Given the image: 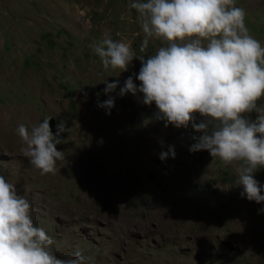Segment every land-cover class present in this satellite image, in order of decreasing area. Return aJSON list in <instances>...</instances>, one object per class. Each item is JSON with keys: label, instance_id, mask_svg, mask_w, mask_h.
I'll use <instances>...</instances> for the list:
<instances>
[{"label": "rangeland", "instance_id": "1", "mask_svg": "<svg viewBox=\"0 0 264 264\" xmlns=\"http://www.w3.org/2000/svg\"><path fill=\"white\" fill-rule=\"evenodd\" d=\"M132 2L0 0V175L30 201L35 225L54 238L60 258L79 251L86 264H264V202L241 196L239 163L190 152L198 135L191 126L165 127L142 94L118 95L139 72L138 59L126 72L105 71L94 53L106 35L138 55L162 46L150 41L140 52L143 32ZM235 3L264 46V0ZM115 80L117 89L105 94V82ZM109 96L110 115L98 106ZM49 116L53 133L65 122L57 145L65 158L55 175L41 176L22 155L16 128ZM170 145L175 157L162 161ZM255 179L264 185V168ZM164 209L175 216L170 220Z\"/></svg>", "mask_w": 264, "mask_h": 264}, {"label": "clouds", "instance_id": "2", "mask_svg": "<svg viewBox=\"0 0 264 264\" xmlns=\"http://www.w3.org/2000/svg\"><path fill=\"white\" fill-rule=\"evenodd\" d=\"M130 8L141 20L140 52L150 41H161L162 46L154 54L138 55L130 43L111 35L92 46L105 71L126 72L134 58L140 61L139 72L127 77L118 95L142 94V103L155 104V118L165 127L191 126L198 135L192 137L196 142L189 151L207 150L225 165L239 163L241 196L264 202V185L255 179L264 168V46L250 33L245 10L235 0H133ZM105 83V94L119 86V80ZM98 106L110 115L115 98L98 101ZM50 119L16 128L22 155L41 176L55 175L57 161L65 158L57 148L65 122L53 133ZM169 155L175 157L173 145L159 158ZM54 243L35 225L30 201L0 175V264H86L79 251L72 258L58 257Z\"/></svg>", "mask_w": 264, "mask_h": 264}, {"label": "bare ground", "instance_id": "3", "mask_svg": "<svg viewBox=\"0 0 264 264\" xmlns=\"http://www.w3.org/2000/svg\"><path fill=\"white\" fill-rule=\"evenodd\" d=\"M132 192H133V191H132ZM186 197H187V196H186ZM180 199H181V198H180ZM178 204H179V203H178ZM178 206H179V205H178ZM172 208H173V207H172ZM204 208H205V207H204ZM162 209H163V208H162ZM164 210H166V209H164ZM164 210H163V212H164ZM170 210H171V209H170ZM165 212L167 213V214H166L167 216H168V214L170 215V216H169V217H170V220L172 219V217L175 216V215H174V212H172V211L170 212L169 210H166ZM160 213H161V211H160ZM160 213H158V214H160ZM176 213H177V212H176ZM163 214H165V213H163ZM166 215H165V216H166ZM173 215H174V216H173ZM182 215H183V214H182ZM160 216H161V215H160ZM163 216H164V215H162V218H164ZM165 218H166V217H165ZM165 218H164V219H165ZM183 218H184V217H183ZM168 219H169V218H168ZM168 219H167V221H168ZM165 220H166V219H165ZM165 220H164V221H165ZM170 220H169V222H170ZM181 220H182V219H181ZM184 220H185V219H184ZM188 220H189V219H188ZM193 221H194V220H191V223H192ZM185 222H186V221H185ZM167 223H168V222H167ZM170 223H171V222H170ZM180 223H181V222H180ZM182 224H184V223H182ZM186 224H187V223H186ZM185 228H186V227H185ZM185 228H184V229H185ZM185 230H187V229H185Z\"/></svg>", "mask_w": 264, "mask_h": 264}, {"label": "water", "instance_id": "4", "mask_svg": "<svg viewBox=\"0 0 264 264\" xmlns=\"http://www.w3.org/2000/svg\"><path fill=\"white\" fill-rule=\"evenodd\" d=\"M51 119H50V124H51V127H53V122H54V118L52 116H49Z\"/></svg>", "mask_w": 264, "mask_h": 264}]
</instances>
